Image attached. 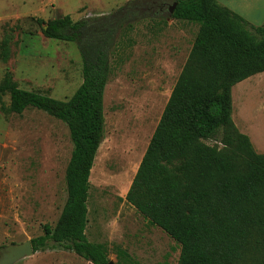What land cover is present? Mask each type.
Instances as JSON below:
<instances>
[{
	"label": "trees",
	"instance_id": "obj_1",
	"mask_svg": "<svg viewBox=\"0 0 264 264\" xmlns=\"http://www.w3.org/2000/svg\"><path fill=\"white\" fill-rule=\"evenodd\" d=\"M175 1L171 19L198 31L125 201L180 247L177 264H264V154L234 125L231 96L235 85L264 73V22L253 26L216 0ZM36 22L44 38L77 44L82 83L67 101L19 89L9 72L0 83L9 97L7 108L0 99L2 112L42 111L67 127L72 144L60 216L30 241L35 253L61 247L90 264H108L106 246L89 242L85 229L90 173L104 139L110 52L122 19ZM9 58L5 39L0 60Z\"/></svg>",
	"mask_w": 264,
	"mask_h": 264
},
{
	"label": "rangeland",
	"instance_id": "obj_2",
	"mask_svg": "<svg viewBox=\"0 0 264 264\" xmlns=\"http://www.w3.org/2000/svg\"><path fill=\"white\" fill-rule=\"evenodd\" d=\"M248 1L239 0L238 7ZM146 2L0 0V44L7 39L10 45L9 60H0V83L9 72L19 89L60 101L70 99L82 83L81 54L75 42L44 38L36 21L69 16L75 23L115 14L122 19L110 52L103 147L90 173L85 229L87 240L105 245L115 264H177L180 253L125 195L198 25L156 15ZM163 2L171 6L173 0ZM254 2L258 15L264 0ZM0 99L7 108L8 94ZM232 120L255 152L264 154V73L232 88ZM71 151L68 129L60 121L32 108L19 115L0 110V248L41 236L44 225L54 227L67 198L65 170ZM17 264L90 263L56 247Z\"/></svg>",
	"mask_w": 264,
	"mask_h": 264
},
{
	"label": "crops",
	"instance_id": "obj_3",
	"mask_svg": "<svg viewBox=\"0 0 264 264\" xmlns=\"http://www.w3.org/2000/svg\"><path fill=\"white\" fill-rule=\"evenodd\" d=\"M216 1H217V3L219 5L226 6V8L230 9L231 11H233L234 13H236L237 15L242 17L244 20H246L250 24L259 25L260 26V24L264 22V4H263L262 9L260 8V13L258 12V15H257L256 11H257L258 7L255 8V6H256L255 4L256 3L254 2V0H249L248 2H246V6L243 5V7L241 6V8L238 7V4H237V3H239V0H236V1H233V0H216ZM229 4H231V5L227 7V5H229ZM256 16H257V19H259L258 21L256 19ZM249 79H247V80H249ZM247 80H245V81H247ZM231 96H232V92H231ZM102 147H103V142L101 143V145H100V147L98 149V152L96 154L95 160L97 159V155L100 153ZM145 150H146V148L144 149V151L141 152V154H140V156L138 158V162H137V165H136V170H137V168L139 166V163H140V161H141V159L143 157V154H144ZM136 170H135V173H136Z\"/></svg>",
	"mask_w": 264,
	"mask_h": 264
},
{
	"label": "water",
	"instance_id": "obj_4",
	"mask_svg": "<svg viewBox=\"0 0 264 264\" xmlns=\"http://www.w3.org/2000/svg\"><path fill=\"white\" fill-rule=\"evenodd\" d=\"M176 3L169 9V15L173 14ZM35 254L31 241H25L21 244H12L0 248V264H17L18 262L31 258ZM108 264H115L109 261Z\"/></svg>",
	"mask_w": 264,
	"mask_h": 264
},
{
	"label": "flooded vegetation",
	"instance_id": "obj_5",
	"mask_svg": "<svg viewBox=\"0 0 264 264\" xmlns=\"http://www.w3.org/2000/svg\"><path fill=\"white\" fill-rule=\"evenodd\" d=\"M143 1H147L149 2V5H151L150 7H152L151 9H154V14L156 15H162V14H166L171 18V15H169V9L173 6L174 3H176L175 0H173V3L170 5L164 3L163 1L165 0H136V2H143ZM146 2V3H147ZM176 7V6H175ZM122 10V9H120ZM150 9L148 8L146 11H149ZM140 11H143V8H140ZM152 13V10H151Z\"/></svg>",
	"mask_w": 264,
	"mask_h": 264
}]
</instances>
